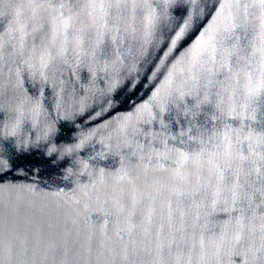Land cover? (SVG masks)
<instances>
[{"label": "water", "instance_id": "95a60500", "mask_svg": "<svg viewBox=\"0 0 264 264\" xmlns=\"http://www.w3.org/2000/svg\"><path fill=\"white\" fill-rule=\"evenodd\" d=\"M0 264H264V0H0Z\"/></svg>", "mask_w": 264, "mask_h": 264}]
</instances>
